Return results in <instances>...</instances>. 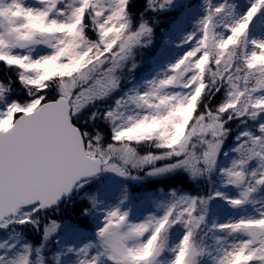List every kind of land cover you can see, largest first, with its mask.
Segmentation results:
<instances>
[{
    "label": "snow or ice",
    "instance_id": "1",
    "mask_svg": "<svg viewBox=\"0 0 264 264\" xmlns=\"http://www.w3.org/2000/svg\"><path fill=\"white\" fill-rule=\"evenodd\" d=\"M0 264H264V0H0Z\"/></svg>",
    "mask_w": 264,
    "mask_h": 264
}]
</instances>
